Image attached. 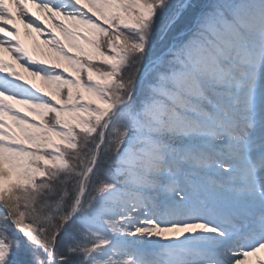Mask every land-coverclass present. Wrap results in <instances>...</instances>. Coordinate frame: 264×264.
<instances>
[{
  "label": "snow or ice",
  "instance_id": "1",
  "mask_svg": "<svg viewBox=\"0 0 264 264\" xmlns=\"http://www.w3.org/2000/svg\"><path fill=\"white\" fill-rule=\"evenodd\" d=\"M262 251L264 0H0V264Z\"/></svg>",
  "mask_w": 264,
  "mask_h": 264
},
{
  "label": "rangeland",
  "instance_id": "2",
  "mask_svg": "<svg viewBox=\"0 0 264 264\" xmlns=\"http://www.w3.org/2000/svg\"><path fill=\"white\" fill-rule=\"evenodd\" d=\"M29 11L35 16H40L41 18H43V13H41L38 9L34 11H32L33 9L31 7H29ZM50 27V25H49ZM26 41L28 42L27 44V48L29 50V53L31 55H33L34 58L36 59H40V49H44L45 51H47L46 46L43 44V37L37 36L34 32L31 33V35L26 36ZM37 45H39V49L36 47ZM8 57V56H7ZM13 63L15 65V69L16 71L21 75L25 73V75L27 76L28 80L33 81L34 79H36L35 77H31L30 74L28 72H26L18 63H16L15 60H13ZM37 80H39L37 78ZM41 84V81L39 80V83Z\"/></svg>",
  "mask_w": 264,
  "mask_h": 264
},
{
  "label": "bare ground",
  "instance_id": "3",
  "mask_svg": "<svg viewBox=\"0 0 264 264\" xmlns=\"http://www.w3.org/2000/svg\"><path fill=\"white\" fill-rule=\"evenodd\" d=\"M15 14V13H14ZM18 26L20 27L22 24L19 23V21H17ZM21 36H22V30H21ZM26 45V44H25ZM6 61V60H5ZM7 62V61H6ZM11 63V62H8ZM15 69V68H14ZM263 262H264V257L262 258Z\"/></svg>",
  "mask_w": 264,
  "mask_h": 264
}]
</instances>
